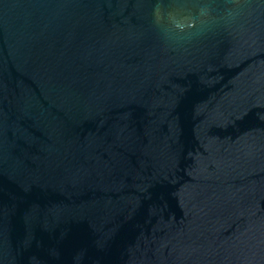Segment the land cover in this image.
Here are the masks:
<instances>
[{"label":"water","instance_id":"obj_1","mask_svg":"<svg viewBox=\"0 0 264 264\" xmlns=\"http://www.w3.org/2000/svg\"><path fill=\"white\" fill-rule=\"evenodd\" d=\"M0 264H264V0H0Z\"/></svg>","mask_w":264,"mask_h":264}]
</instances>
